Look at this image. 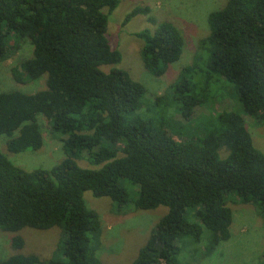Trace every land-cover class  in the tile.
<instances>
[{
  "label": "trees",
  "instance_id": "obj_1",
  "mask_svg": "<svg viewBox=\"0 0 264 264\" xmlns=\"http://www.w3.org/2000/svg\"><path fill=\"white\" fill-rule=\"evenodd\" d=\"M119 2L0 0V62L7 57L8 36L15 35L33 47L22 74L13 72L15 82L46 76L45 89L35 94L0 93V136L7 138L9 153L38 151L42 116L64 153L50 169L25 171L0 152V231L58 228L62 234L48 261L16 254L0 264H102L100 221L86 208L85 192L121 208L130 204L132 211L166 208L131 264H175L177 244L187 238L198 243L199 225L184 218L188 209L209 233L205 253L210 254L230 238L229 194L264 221V154L253 146L243 118L264 124V0H228L210 13L209 33L200 42L203 65L184 68L151 102L143 85L114 67L121 53L110 47L106 34ZM148 14L147 8H134L124 23ZM148 21L154 30L135 34L142 42L139 55L144 69L161 77L179 61L184 42L172 23ZM212 86L230 92L242 114L199 116L201 125L211 120L205 134L177 142L159 110L171 106L172 118L195 120ZM79 160L93 169L79 167ZM123 181L132 192L137 188L131 202ZM23 245L21 237L11 239L14 250ZM255 264H264V255Z\"/></svg>",
  "mask_w": 264,
  "mask_h": 264
},
{
  "label": "rangeland",
  "instance_id": "obj_2",
  "mask_svg": "<svg viewBox=\"0 0 264 264\" xmlns=\"http://www.w3.org/2000/svg\"><path fill=\"white\" fill-rule=\"evenodd\" d=\"M228 0H120L117 8L108 17L106 37L112 49L121 53L120 64L114 66L126 71L136 82L146 89V100L151 102L156 96L163 95L177 80L181 71L193 63L203 65L205 53L200 50V42L208 35V15L221 10ZM147 8L149 14L138 15L124 23L125 16L134 8ZM106 12V11H105ZM152 17L158 22L172 23L180 32L184 46L178 62L170 65L167 72L161 77H154L143 67L140 59L141 40L135 34L144 29L154 30L148 18ZM33 47L26 39L15 35L7 38V57L0 62V93L20 92L35 94L45 89L46 76L32 82H15L13 72L22 74L21 65L31 58ZM111 67H103L108 71ZM198 71L193 76L197 82ZM233 89L229 84H226ZM204 108H198L192 117L195 120L185 121L180 116L172 118L173 110L170 108L161 111L162 117L167 121L169 134L177 142L190 138L202 137L204 125L209 121L197 122L199 116L211 112L222 113L237 112L242 114L237 99H231L230 92L220 87L212 86ZM172 109V110H171ZM246 129L251 136L253 146L264 154V124L256 123L252 118L243 116ZM41 128L43 145L35 152L9 153L6 148L7 138L0 136V152L16 167L25 171L35 169H50L64 159V153L59 140L51 132L49 123L38 116ZM172 132H171V131ZM200 130H202L200 132ZM201 134V135H200ZM205 134V133H204ZM221 159L227 157L225 150H220ZM81 168L93 169L86 161H77ZM123 187L129 195V202L136 196L134 187L123 181ZM84 204L88 210L94 211L99 218L101 226V249L97 254L102 264H131L138 251L145 245L149 235L159 219L167 210L159 207L151 211H132V205L118 207L108 198H95L90 192L83 196ZM227 207L232 213L230 238L222 242L210 254L206 252L208 231L193 217V209L185 213V220L191 224L199 225L201 239L198 243L187 238L177 244L179 253L175 257V264H255L264 255V221L256 214L250 205L238 202L234 194L227 195ZM130 209V210H129ZM61 230L52 228L39 231L24 228L18 233L0 231V262L16 254L35 255L41 261H48L61 239ZM19 236L24 245L19 250L11 246V239Z\"/></svg>",
  "mask_w": 264,
  "mask_h": 264
}]
</instances>
